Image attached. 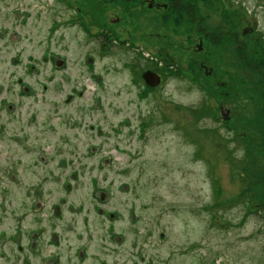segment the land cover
<instances>
[{
  "label": "rangeland",
  "instance_id": "1",
  "mask_svg": "<svg viewBox=\"0 0 264 264\" xmlns=\"http://www.w3.org/2000/svg\"><path fill=\"white\" fill-rule=\"evenodd\" d=\"M156 2L0 0V264H264V92L222 52L264 1L203 0L210 61Z\"/></svg>",
  "mask_w": 264,
  "mask_h": 264
},
{
  "label": "flooded vegetation",
  "instance_id": "2",
  "mask_svg": "<svg viewBox=\"0 0 264 264\" xmlns=\"http://www.w3.org/2000/svg\"><path fill=\"white\" fill-rule=\"evenodd\" d=\"M153 1H157L156 2V6L155 8H159V12H164V14L166 13L167 10H171L173 11V15L174 18L177 17L175 20L176 22H178V24L180 23L179 20L181 18H184V23H182L183 25H186L183 30H186V32L188 33V40L186 42V44L188 42L191 41L195 44V37H196V55H197V59H199L200 61H202V58L205 59L206 61H210L214 55H216L215 53L217 52L214 51V48H218L223 46V44H226V41L230 40V41H234L235 35L236 33L234 32L233 34H229V30L231 29L230 27L227 29H221V27L219 25H217L220 21L218 20V18L214 17V14L210 13V10L204 5L202 4L203 0H172L169 1L168 3L162 0H153ZM260 2H263L264 0H258ZM237 3V2H235ZM242 7L245 9V12L243 14L242 11H240L241 15H245L248 17H250L251 14V19L252 22L250 21L249 23H246V21L241 24L240 26H237L236 28L240 29L238 30V34L242 39L245 38H251L257 42L251 41L249 39H246L245 42L241 41L242 43H236L235 48L236 51H233L232 53H230V51H226L225 49H223V54H227V59L233 58L235 55V53L238 54L237 58H242L245 60V62L250 63V61L253 59L252 57H247V56H259L262 55L264 56V5H262L261 8H263V17L260 20V24L257 22V19L253 18V9H255L256 7H260L259 4H255L253 5V7L251 8H247V6L241 2ZM155 6V5H153ZM228 7H231L232 5L230 3H227ZM142 7V6H141ZM233 7V6H232ZM238 7V6H237ZM169 10V12H170ZM231 10V9H230ZM233 11V10H231ZM231 11L230 13L227 14V17L229 18L231 16ZM259 8H258V12H259ZM172 13V12H171ZM159 17L160 14H159ZM211 17V18H210ZM204 20V21H203ZM223 21V20H222ZM234 22V21H233ZM237 22V21H236ZM234 22V23H236ZM226 23L225 21H223V24ZM174 25H177L174 24ZM237 25V24H236ZM110 35L107 38H110L112 35V30L109 31ZM106 37V36H105ZM251 41V44H249V41ZM121 45L125 44L124 42H120ZM263 44V45H262ZM247 47H250L253 50V53L250 50H247ZM187 53L190 52V48L187 47L185 48ZM205 49V50H204ZM204 50V56L201 55V52ZM47 56H48V61L52 62L53 61L52 58L54 59V54L52 50H47L46 51ZM236 54V55H237ZM191 57L195 58L196 55L190 54ZM201 55V56H200ZM57 56V55H56ZM246 64V71H252L255 72V74H257L258 78L257 80H252V75L251 73L244 79V86H246V88L251 87L250 85L256 84L259 85L258 87V93L262 94L264 92V72H258L259 70V66L258 64L255 65H249ZM263 63H264V59H263ZM229 70L233 69V65L232 64H227ZM127 66V65H126ZM140 67H144L140 68ZM200 67L204 70L205 75H211V70L210 68L207 67V69H204V66L200 65ZM252 69V70H251ZM148 70L152 71L153 73L156 74V72H154L152 69L147 68L146 66H138L136 65L133 66V75L134 78L140 76V78L142 79V81H144L145 85L146 81L145 79H143V73L147 72ZM202 70V71H203ZM257 70V73H256ZM158 76L159 82L161 81V77L159 74H156ZM242 79V77H241ZM240 79V80H241ZM158 82V83H159ZM158 86V85H157ZM157 86L152 87L150 89L154 90L157 88ZM241 90L243 91L244 88L242 86ZM245 102V100H244ZM248 102H249V98H248ZM246 105V104H245ZM221 108V107H220Z\"/></svg>",
  "mask_w": 264,
  "mask_h": 264
},
{
  "label": "water",
  "instance_id": "3",
  "mask_svg": "<svg viewBox=\"0 0 264 264\" xmlns=\"http://www.w3.org/2000/svg\"><path fill=\"white\" fill-rule=\"evenodd\" d=\"M143 79H145L146 84L151 87H155L159 82L158 76L150 70L143 73Z\"/></svg>",
  "mask_w": 264,
  "mask_h": 264
}]
</instances>
